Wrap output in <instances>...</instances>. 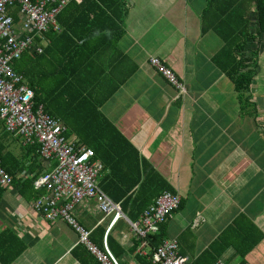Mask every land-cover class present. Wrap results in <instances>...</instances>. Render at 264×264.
I'll return each instance as SVG.
<instances>
[{"label":"crops","instance_id":"obj_1","mask_svg":"<svg viewBox=\"0 0 264 264\" xmlns=\"http://www.w3.org/2000/svg\"><path fill=\"white\" fill-rule=\"evenodd\" d=\"M122 1L120 9L102 5L98 16L84 13L94 8L83 4L65 6L44 51L24 54L31 56L32 80L41 95L54 99L56 114L87 96L179 195L180 207L163 226L188 263L211 264L220 252L218 264H264V32L258 31L254 0ZM150 56L172 71L184 91L149 64ZM239 56L244 73L257 56L242 102L229 76ZM0 149L13 177L0 194V264H98L65 220H47L33 210L45 192L34 179L54 163L6 133L1 121ZM73 210L84 227L103 226L104 237L117 240L120 264H149L150 248L133 244L123 209L125 217L111 228L112 216L93 198ZM20 244L22 251L11 258Z\"/></svg>","mask_w":264,"mask_h":264},{"label":"built area","instance_id":"obj_2","mask_svg":"<svg viewBox=\"0 0 264 264\" xmlns=\"http://www.w3.org/2000/svg\"><path fill=\"white\" fill-rule=\"evenodd\" d=\"M70 1L0 0V121L8 134L21 139L24 146H37L40 157L54 163V167L34 179L35 188L45 192L33 201V210L47 220H65L78 234V243L103 264H120L108 245L107 236L102 250L91 240L92 230L78 222L73 210L82 199L93 198L105 216H112L110 228L125 217L121 204L113 201L99 185L104 169L102 162L95 159L93 149L66 135L67 127L61 119L50 116L44 105L35 103V91L13 67L14 61L27 50L44 51L48 32L60 29L57 15ZM13 8L22 16L19 22L11 13ZM149 64L177 90L184 91L172 71L157 57L150 56ZM12 179L0 159V186H10ZM178 205L177 194L163 191L145 208L140 220H129L134 235L144 239L143 246L147 244V234L155 233L158 224ZM153 262L190 264L179 253L175 238L162 240L154 250Z\"/></svg>","mask_w":264,"mask_h":264},{"label":"trees","instance_id":"obj_3","mask_svg":"<svg viewBox=\"0 0 264 264\" xmlns=\"http://www.w3.org/2000/svg\"><path fill=\"white\" fill-rule=\"evenodd\" d=\"M119 1L120 0H71L68 5L83 4L84 6L94 8L88 9V11L84 13H93L95 16H98L103 15L105 12L102 5H105L110 9H120ZM121 2V6H124L122 0ZM254 2L257 7V21L259 24L258 31L262 33L264 32V0H254ZM122 13L123 11L121 9V15ZM13 15L16 22H18L20 20L18 11L13 13ZM239 46L243 47V44ZM24 54L21 58L14 61L13 67L15 72L23 75L29 87L35 91V103L37 105H44L45 111L50 116L55 118L59 116V118L68 125L70 130L76 133V136H78V139L81 140L79 141L82 145L94 150L95 159L100 160L104 167L101 176L99 177V185L103 172L105 170H109L110 176H106L105 179H101L102 187L113 201L121 202L123 211L128 215L131 221L140 220L145 208L153 203L154 199L163 191H170L174 193L167 182L155 170L150 168L149 163L140 159V155L136 148L132 146L114 127V125H112L111 122L104 117L101 111L98 110L97 105L91 102L87 96L79 95L73 107H70L67 111H65V113L59 112V114H56V112H54L55 110L51 107L52 105L55 108L54 99L53 101L47 100L45 95L40 94L38 85L36 86L35 82L32 80L33 77L30 75V70L28 71V68L31 67L29 66L31 56H25ZM251 65L252 66L250 67L252 69L248 71L252 74L249 75V72L244 73L243 69L247 66L245 65L242 57L239 56L237 61H235L234 66L231 67L232 73H230L229 76L232 80L235 91L240 95L241 102L243 92H245L252 83L253 75L257 68V56H252ZM104 131L108 133L105 137L103 134ZM70 133V131L67 132V136H70ZM31 148L34 152L38 151L37 146H31ZM0 159L5 169L1 149ZM7 172L9 173V171ZM115 179H117V182H115V185H112ZM2 191L3 187L0 186V194H2ZM179 203L181 204L180 197ZM180 204L175 210L170 211V213L166 215L165 219L158 224V229L155 233L147 234L145 238L147 244L144 245V247L150 248L148 255L150 259L149 264H152L151 261L153 262V253L155 248L162 242L163 239L170 238L165 236V229L163 225L168 217H170L180 207ZM105 231L106 229L103 226H98L92 230L90 234L91 240L102 250H104ZM224 235L220 237L221 240H223ZM107 240L110 249L116 256L117 254L114 252L116 245L119 248H121V245L114 237L111 236L110 233L107 236ZM143 240V238L136 236L134 237L133 244L135 246H140ZM5 243L6 242L4 241V244ZM6 244L8 245V243ZM217 244L218 242H215L209 249L205 250V252L202 253L203 257H206L210 252H212ZM78 246L88 251L86 247H83L79 243ZM224 247L225 246H223V248ZM22 249L23 245L20 244L18 249L14 251L10 257L12 258L20 253ZM4 253H6L5 249ZM219 253L220 252L211 256V264H218L217 255ZM116 258L118 259L117 256ZM95 259L98 261V264H103L97 257H95ZM197 263L202 264L201 259L198 260Z\"/></svg>","mask_w":264,"mask_h":264},{"label":"rangeland","instance_id":"obj_4","mask_svg":"<svg viewBox=\"0 0 264 264\" xmlns=\"http://www.w3.org/2000/svg\"><path fill=\"white\" fill-rule=\"evenodd\" d=\"M38 196H39V194H38ZM38 196H37V197H38ZM37 197H36V198H37ZM36 198H35V199H36Z\"/></svg>","mask_w":264,"mask_h":264}]
</instances>
